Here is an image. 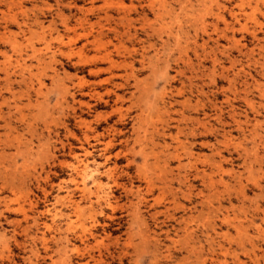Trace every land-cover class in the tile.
Wrapping results in <instances>:
<instances>
[{
    "label": "rangeland",
    "instance_id": "1",
    "mask_svg": "<svg viewBox=\"0 0 264 264\" xmlns=\"http://www.w3.org/2000/svg\"><path fill=\"white\" fill-rule=\"evenodd\" d=\"M0 264H264V0H0Z\"/></svg>",
    "mask_w": 264,
    "mask_h": 264
},
{
    "label": "bare ground",
    "instance_id": "2",
    "mask_svg": "<svg viewBox=\"0 0 264 264\" xmlns=\"http://www.w3.org/2000/svg\"><path fill=\"white\" fill-rule=\"evenodd\" d=\"M105 1H107V0H105ZM158 12V11H157ZM156 14H158V13H156ZM155 16V15H154ZM106 56V55H105ZM103 58V57H102ZM6 73V72H5ZM8 78V77H7ZM148 241V240H147Z\"/></svg>",
    "mask_w": 264,
    "mask_h": 264
}]
</instances>
